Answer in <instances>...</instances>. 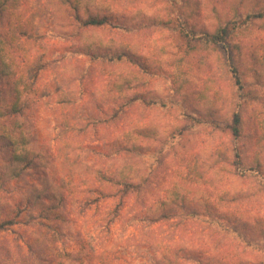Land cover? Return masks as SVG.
Returning a JSON list of instances; mask_svg holds the SVG:
<instances>
[{
  "label": "rangeland",
  "instance_id": "rangeland-1",
  "mask_svg": "<svg viewBox=\"0 0 264 264\" xmlns=\"http://www.w3.org/2000/svg\"><path fill=\"white\" fill-rule=\"evenodd\" d=\"M94 1L85 0V3ZM97 1L114 14L132 19L133 26L148 27L128 35L107 27L83 30L82 41L114 42L144 51L145 60L150 64L154 61L155 66L161 68L149 71L156 75L146 79L141 91L158 101L157 106L140 102L127 107L126 121L123 119L115 129L82 142L107 152L114 139L124 138V131L135 134L146 128L140 144L145 149L142 161L149 182L138 205L122 210V215L108 231L101 228L103 214L100 211L94 208L84 212L76 202L69 203V228L73 227L72 236L79 237L68 243L69 252L94 253V261L89 264H103L102 260L107 264H159L163 255L178 259L191 255L196 261H210L211 264H264V23L257 21L241 27L230 24L237 16L243 21L248 13L264 10V0ZM29 2L33 8L44 3L53 8V13L46 14L43 19L41 29L46 67L34 74L38 75L40 86H49L59 80L66 94L76 93L80 99L73 109L67 110L88 109L91 112L98 105L99 95L109 91L112 77L108 76L113 69L102 66L95 71L97 79H86L96 65L86 59L73 58L70 50L64 53L66 47L80 44L71 37V25L76 23L77 27L73 26L78 28L77 17L72 23L69 8L59 0ZM85 12L86 8L82 10L83 17ZM227 23L235 30L230 44L239 62L244 88L239 99L231 74L223 65L230 47L216 51L197 40ZM67 24L69 28L65 31ZM192 27L196 36L192 35ZM0 48L3 49L1 41ZM259 71L262 77L256 75ZM163 73L171 79H166ZM80 77L84 79L81 87L76 83V78ZM21 83L23 86L24 82ZM179 86L183 90L176 93ZM187 98L196 101L198 107L188 104ZM237 103L241 104L239 109ZM37 109L30 124L38 133L37 145L42 144L51 157L57 156L55 121L62 111L55 98ZM237 110L241 115V137H234L226 130ZM179 125L187 128L181 136L176 132ZM154 130L161 135L156 136ZM173 134L177 136L175 139ZM90 162L96 167L106 163L99 154L93 155ZM49 170L54 178L63 177L59 161L52 162ZM190 170H195L201 178L193 184L183 182L184 192L196 196L202 206L204 203L213 205L219 196L225 195L223 211L216 213L214 209L201 208L198 219H188L180 227L170 222L141 226L133 220L151 201L166 199L168 191H176L177 183L182 180L180 177L187 176ZM94 185L93 182L86 184ZM20 186L24 192L28 189L24 183L8 185L6 191L1 192V203L12 205L22 199L18 193L22 190ZM81 188L84 189V185ZM212 213L223 219L211 217ZM35 236L34 229L18 226L9 230L4 239L11 244L17 239L24 245V240L28 242ZM50 246L52 251H47L49 262L46 264H52L50 258L54 263L66 252L55 244Z\"/></svg>",
  "mask_w": 264,
  "mask_h": 264
},
{
  "label": "trees",
  "instance_id": "trees-1",
  "mask_svg": "<svg viewBox=\"0 0 264 264\" xmlns=\"http://www.w3.org/2000/svg\"><path fill=\"white\" fill-rule=\"evenodd\" d=\"M59 1L69 8L72 23L75 16L78 19V28H75L76 23L71 25V37L80 44L66 47L64 53L70 50L73 58L86 59L96 65L95 70L87 77L83 73V78H95L96 69L104 66L113 69L108 76L112 79L108 84L109 91H103L99 95L98 105L91 112L88 109L81 112L67 110L79 103L77 94H66L59 80L51 82L49 86H40L38 75H34L46 67L41 29L46 14L53 13L52 5L44 3L33 8L29 0H0V41L3 45V49L0 48V264H46L49 262L47 251H52L51 244L66 251L54 263L53 258H50L52 264H89L94 261V253L86 250L87 254L73 253L68 250V243L79 237L72 236L73 227L69 228L71 220L67 205L76 202L81 211L94 208L100 211L103 214L101 228L108 231L110 225L122 215V210L138 205L149 182L142 161L145 149L140 144L143 134L147 132L146 128L139 130V134L124 131V138L114 139L107 152L98 151L91 144L85 145L82 140L94 139L112 128L115 129L121 120L128 119L127 107L133 104L141 102L146 106H157L158 99L141 90L145 88L146 79L156 75L149 71L159 70L161 66H155L154 61L148 63L145 52H140L135 47L95 40L84 42L81 39L83 30L107 27L128 35L129 32H138L148 26H133L132 19L114 14L97 0L91 4L85 3V0ZM84 8L85 17L81 15ZM245 17L241 21L240 16H237L230 24L241 27L257 21L264 23V10L252 11ZM184 18L189 25L188 15L185 14ZM68 24L65 31L69 28ZM73 28L75 32H72ZM192 29V35H195V29ZM205 34L197 40L205 43L209 49L211 47L218 51L224 50V46L230 47L223 65L231 74L238 99L241 98L240 92L244 89L240 79L241 70L230 44L235 30L227 23L221 24L216 32ZM163 74L166 79H171V76ZM256 75L262 77L263 73L259 71ZM83 78H76L79 87L83 84ZM21 82H24L23 86ZM81 90L83 93V89ZM181 90L183 87L179 86L176 93ZM216 97L215 93L214 99ZM53 98L62 113L55 121V141L59 148L57 156L51 157L42 144L37 145L38 133L30 124L31 118L39 111L38 106L47 104ZM187 101L196 107L199 105L190 98ZM200 101L205 104L203 100ZM240 106L241 104H236L237 109ZM184 117L187 118L186 115ZM227 127L226 130H230L232 136L241 137V115L238 110L233 114V122ZM186 130L185 126L179 125L176 128L180 136ZM154 131L156 136L161 135L157 130ZM173 135L175 139L177 136ZM96 154L105 159L106 163L99 167L91 164L90 160ZM57 161L63 173V177L58 179L49 170V165ZM190 171L192 172L187 176L180 177L182 180L178 179L177 189H174L176 191H168L166 199L151 201L146 210L138 212L133 220L141 226L150 227L170 222L180 227L188 219H198L201 208L208 211L214 209L216 213L223 211L225 195L219 196L213 205L204 203L203 207L196 196L192 197L190 193L184 192L183 182L193 184L201 178L195 170ZM27 177L31 180H26ZM13 182L20 185L24 183L28 189L24 192L20 186L22 190L18 193L22 195V199L12 205L2 204L1 192L6 191V187ZM90 182L95 185L86 186ZM83 185L84 189L81 188ZM217 215L210 214L211 217L223 219ZM18 226L21 229H34L36 236L28 242L24 240V245L17 239L11 244L4 236ZM12 233L17 234L15 231ZM19 238L22 240V237ZM158 261L159 264H211L210 261H196L191 255L182 259L163 255ZM102 263L107 264L103 260Z\"/></svg>",
  "mask_w": 264,
  "mask_h": 264
}]
</instances>
